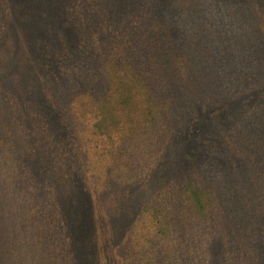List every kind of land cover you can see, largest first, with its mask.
Returning a JSON list of instances; mask_svg holds the SVG:
<instances>
[{
  "label": "trees",
  "instance_id": "1",
  "mask_svg": "<svg viewBox=\"0 0 264 264\" xmlns=\"http://www.w3.org/2000/svg\"><path fill=\"white\" fill-rule=\"evenodd\" d=\"M244 2L58 0L40 32L20 31L17 0H0V264H79L91 219L79 194L84 217L73 230L62 193L46 185L62 173L78 186H135L143 175L150 184L129 217L121 264L263 263L264 0ZM37 9L31 20L45 15ZM226 24L239 88L216 84L210 63ZM224 104L243 115L203 143L208 163L194 159L186 176L152 183L168 148ZM235 170L252 184L247 197L227 185L223 173Z\"/></svg>",
  "mask_w": 264,
  "mask_h": 264
},
{
  "label": "rangeland",
  "instance_id": "2",
  "mask_svg": "<svg viewBox=\"0 0 264 264\" xmlns=\"http://www.w3.org/2000/svg\"><path fill=\"white\" fill-rule=\"evenodd\" d=\"M60 1L63 2L64 0ZM223 1H235L240 4L245 3L244 0ZM17 2L16 16L21 23L20 31L27 29L30 24L36 25V27L38 26L37 28L40 32L47 31L49 24L47 21L48 18L45 19V17L48 15L49 11L56 6L55 4L58 0H17ZM48 6H50V8ZM36 8H38L37 10H39L41 14L45 15L38 17V13H35L37 18H35V20H31L29 12ZM125 8L127 7L122 6L121 9L123 12L125 11ZM63 25L64 28L67 27L65 22ZM229 26V24L222 26L223 32L219 34V37L223 40L216 47V50L220 52L218 55L215 52V55H211L210 57V63L215 70L213 73L214 82L224 88L225 86L231 85L235 81L233 74L239 71L238 66H234L231 63V60L237 55V43H235L234 37L232 42L229 40L232 36V32L230 30L231 28ZM30 33L31 35L29 37L27 34H24L27 42L29 43L32 40L33 44H37L36 37L34 38L35 33ZM235 87H240L238 81H235L233 86H230L229 88ZM235 97L236 96L234 95H228L225 99L230 100ZM253 101L254 100H251L250 102ZM192 105H194V108H198L200 112L205 111L199 106H195L193 102ZM229 107H231V105H225L224 108L221 107L220 110L205 107V109H207V113H214L215 110L219 113L215 114V117L207 115L202 122L199 117H197V120L195 119L194 124L192 123L190 126V133H192V135L189 138H182L175 146L168 148L167 152L162 156L160 162L155 163L153 168L155 170L153 172L151 182L154 183L160 176L161 178L165 177L168 180H175L177 175L183 177L185 174L186 176V173L191 172L189 167H191L192 160L194 159H197L199 163H203V166H205L208 163L210 152L203 146V143L206 144L213 136L215 128L218 129L219 132H221V128H224V132L226 131L225 128L228 126L227 123L233 118L230 114L235 113L237 115V113H240L238 116L239 118L243 115L241 108L239 111L234 109L229 113ZM211 120L215 121L214 126L211 127V129L206 130V121ZM182 140H185V142ZM206 145L208 146V144ZM191 147L193 148V153L195 152V156H191V162L188 160V163L182 164L185 163V156L188 155V151L190 150L189 148ZM100 160L101 159L98 157H93V161ZM163 164L168 165V171H162L159 169V167ZM172 168H177V172L172 173ZM214 169L220 173L223 171V169L218 167H214ZM223 174L231 176L229 184L227 185H233L234 187L237 186L238 191L244 197L249 195L252 184L249 183L246 185L243 181L241 173L238 172V170H235V172L226 171ZM143 176L136 180L137 182L135 186L133 185L134 187L128 185H115L107 189L103 188L102 179H87V181L84 182L85 185L78 186L71 183L72 181L68 180L65 173H62L55 179V181H57V186L52 182L46 183L49 190L52 186L55 190L58 188V191L62 193L64 204L66 203L69 210H72L70 220L73 230H76L79 227L81 218L84 217L80 208L79 194L85 195V198L87 199H85V211L90 217L91 222L89 224V231H86L87 237L82 235L78 242L79 251L77 253V258L79 260V264H121L124 249L123 245L126 239L127 229L131 221L129 220V217L131 215H136L137 211H139V208L142 206V203L148 199V196L152 192V190H149L150 184L145 185V177ZM101 177H103L102 173ZM91 179H93L92 176ZM231 192L234 193V191ZM262 254L264 259V245H262ZM262 264H264V260Z\"/></svg>",
  "mask_w": 264,
  "mask_h": 264
}]
</instances>
